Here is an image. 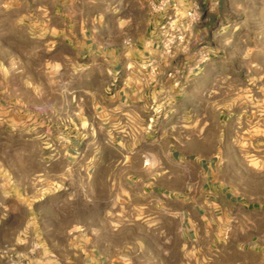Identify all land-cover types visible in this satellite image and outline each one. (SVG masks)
<instances>
[{"label": "rangeland", "instance_id": "obj_1", "mask_svg": "<svg viewBox=\"0 0 264 264\" xmlns=\"http://www.w3.org/2000/svg\"><path fill=\"white\" fill-rule=\"evenodd\" d=\"M117 52L160 60L113 70ZM150 80L165 88L143 131H157L164 151H93L110 85ZM200 159L238 202L221 260L219 249L192 251L164 201L149 204L140 187L143 167ZM258 210L264 217V0H0V264L235 262L258 251L259 235L246 234Z\"/></svg>", "mask_w": 264, "mask_h": 264}, {"label": "crops", "instance_id": "obj_2", "mask_svg": "<svg viewBox=\"0 0 264 264\" xmlns=\"http://www.w3.org/2000/svg\"><path fill=\"white\" fill-rule=\"evenodd\" d=\"M148 8L145 7V13L149 12ZM151 12V15L146 14L147 16L142 18L147 26H151L154 21L152 16L154 12ZM135 19V15L132 13L127 16V20H131V22ZM109 60H119L115 64L112 62L113 70H118V66L123 64L124 61L128 64L131 62L133 65H139L141 61H159L160 59L150 53L132 52L125 55L117 52L115 57L110 56ZM151 70L152 67H147L146 74L151 75ZM132 72L134 73L135 70H132ZM163 88L165 87L155 80L143 84L120 83L110 85L109 90H106L109 94L103 96L107 104L99 109L101 115L100 121H98L99 134L92 136L93 151H115V149L117 151H164V148L154 143V138L158 134L157 131L152 130L150 127L143 131V128L149 124L151 115L156 118L159 117L156 116L158 113L155 110L152 112L150 109L152 110L156 106L155 93L160 92ZM61 119L60 131L62 132L61 142H63V136L69 135V132L67 123H64V118ZM124 127H130L132 130L126 135L121 134L119 130ZM122 140L126 141L127 146L119 145ZM71 149L70 144H67L65 149L62 147L58 151H70ZM80 149L84 150L81 147ZM174 150L175 148H170L169 151ZM206 164H209V162L206 161ZM206 164L203 159H200L199 161L190 160L187 169L172 167L161 170L143 167L141 172H147L148 178L139 186L142 187L143 191L148 188L147 194L151 195L149 204L153 202L154 205H159L158 199L164 201L160 205L163 206L164 210H171L176 216L175 220L180 226V232L184 231L183 235H187L186 232H188L191 236L192 251L200 253V257H209L210 253L219 249L217 252L222 253L219 255L218 260H221V257L222 259L227 257L224 255L226 251L230 252L231 240L224 241V229L229 224L230 218L233 215L236 216L238 202L229 197L227 193L216 189L213 176L210 175L211 167ZM160 171L167 172V175L165 173L157 175ZM199 172L203 178H198ZM138 184L140 183L135 182L131 184V187L138 186ZM143 194L147 195L144 192ZM247 210L251 211V209ZM253 210L255 211L254 208ZM263 218L261 211L258 210L257 216H253V219L257 222L256 230L246 233L251 238L253 235H259L257 240L259 241V244H257L259 246L258 251H249L244 260L228 261L227 263L222 261L219 263L215 259L216 261H212V264H264V243H262L264 241V228L262 230L260 226V221ZM166 228L169 229V227ZM231 234L232 237L237 235V233ZM250 244L254 245L253 241Z\"/></svg>", "mask_w": 264, "mask_h": 264}, {"label": "built area", "instance_id": "obj_3", "mask_svg": "<svg viewBox=\"0 0 264 264\" xmlns=\"http://www.w3.org/2000/svg\"><path fill=\"white\" fill-rule=\"evenodd\" d=\"M187 16H189L190 18H192L194 21H196V16H195V13H193L192 11L188 12L187 13ZM170 42V41H168ZM172 42V41H171Z\"/></svg>", "mask_w": 264, "mask_h": 264}]
</instances>
